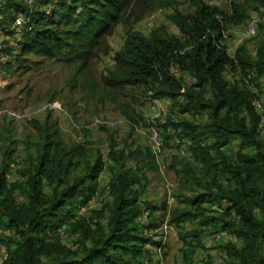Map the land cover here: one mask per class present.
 I'll return each instance as SVG.
<instances>
[{"label":"trees","instance_id":"16d2710c","mask_svg":"<svg viewBox=\"0 0 264 264\" xmlns=\"http://www.w3.org/2000/svg\"><path fill=\"white\" fill-rule=\"evenodd\" d=\"M132 1L57 0L45 13L41 5L48 0L37 6L24 0H0V26L13 39L14 32L7 28L17 15L23 16L20 38H16L20 45L17 58L32 52L79 61L84 67L100 39L120 22ZM194 3L193 13L175 12L170 16L180 35L168 33L165 27L148 36L129 33L123 47L114 52L115 67L105 80L116 89L143 87L151 93L150 99L171 101V107L183 113H208L204 123L185 118L167 122L201 167L200 171L196 167L191 170L192 174L201 186L207 184V191L197 194L192 203L210 198L222 208L225 202L220 217L228 216V221L221 229L239 238L238 245L226 246L230 264H264V80H260L264 76V0L231 2L228 10L202 0ZM251 11L261 18L256 33L258 44L250 52L242 43L230 56L222 43L224 31L244 23ZM12 48L10 45L4 50L12 54ZM227 69L258 82L261 110L253 103V91L227 80ZM184 73L194 82L187 84ZM207 88L210 97H205ZM29 122L37 131L32 172L26 181L8 185V166L0 168V247L7 252L0 264H46L43 258L67 255L69 248L51 233L96 192L104 167L99 152L87 153L82 144L68 146L48 117L42 123ZM155 126L162 135L163 129L156 122ZM232 138L239 140L233 158L222 150ZM139 153L119 150L111 143L108 157L112 164L106 184L111 200L99 210H92L97 219L82 216L71 223L76 237L70 247L79 245L81 257L54 264L157 263L146 245L158 242L139 233L135 222L141 209L134 185L141 178L137 168L127 166L126 160ZM144 155L149 162L156 161L150 147ZM146 207L158 209L151 203ZM197 210L202 208L198 206ZM189 213L172 215L171 221H182ZM207 220L211 217L202 222Z\"/></svg>","mask_w":264,"mask_h":264},{"label":"rangeland","instance_id":"374dc122","mask_svg":"<svg viewBox=\"0 0 264 264\" xmlns=\"http://www.w3.org/2000/svg\"><path fill=\"white\" fill-rule=\"evenodd\" d=\"M41 1L25 2L37 6ZM56 1L48 0L47 4L41 5V9L49 13ZM194 1H132L123 11L120 22L112 26L100 39L84 67H81L79 61L70 62L60 56L46 57L32 52L17 58L20 45L17 44L16 38H20L18 32L22 26L18 32L13 31V39L10 36L11 40L6 41V46L13 42V53L5 50L7 57L0 62V168L8 166L7 184L26 181L34 168L37 131L30 120L42 123L48 117L68 146L82 144L87 153L97 151L104 161V167L97 179L96 192L84 205L72 211V215L55 233H51L52 238H58L69 248L67 255L43 258L46 264L81 257L79 245L70 247L72 238L76 237L70 225L82 216L97 219L92 210H99L110 202L106 184L109 179V166L112 164L108 157L111 143L126 152L140 150L135 158L126 160V165L137 168L141 178L140 183L134 185L138 193L137 204L141 209L135 222L141 230L139 233L158 242L156 245L150 242L146 245L150 249L153 262L230 264L226 246L238 245L239 241L232 243L228 237L233 233L228 229H221L224 222L228 221V216L222 219L220 217L226 203H222V208L210 198L197 204L192 203L197 194L207 191V184L201 186L192 174L191 170L196 167V170L200 171L201 167L198 161L189 155L183 138L167 123L169 120L177 122L181 118L204 123L209 119L208 113H183L172 108L171 101L151 102V93L143 87L127 86L124 89H116L105 80L115 67L114 52L123 47L129 33L137 32L148 36L153 30L165 27L168 33L180 35L170 16L175 12L193 13L196 10ZM202 1L228 10L231 2L241 0ZM251 19L261 21L260 14L251 11L244 23L225 29L222 43L230 56L234 55V44ZM3 34L6 35L5 32ZM241 43L246 44L248 51L253 52L258 44V37L255 34L243 39ZM173 71L180 75L179 71ZM225 76L230 83L234 82L253 91V103L261 101L258 96L261 87L256 85L257 81H250L248 77L230 69L226 70ZM183 77L187 84L194 82L186 73ZM260 80H264V76ZM205 97H210L208 88ZM51 103H56V107L49 109ZM97 118L102 120L103 124L94 125L93 122ZM151 118L163 129L162 150L158 158L155 157V162H149L144 155L148 147L152 146L148 132ZM165 124L166 126H163ZM238 148V138H232L222 150L233 158ZM218 180L226 184L222 177ZM170 198L172 200L167 215ZM146 203L158 206V209L150 210ZM198 206L202 210L198 211ZM143 212L146 213L145 218H142ZM179 212L190 213L184 216L182 221H171L172 215L177 216ZM205 217H211V220L203 223ZM165 220L172 225L173 230L163 243L160 226ZM151 223H156L157 226L151 227ZM217 235L220 237L217 238Z\"/></svg>","mask_w":264,"mask_h":264},{"label":"built area","instance_id":"2783aa9c","mask_svg":"<svg viewBox=\"0 0 264 264\" xmlns=\"http://www.w3.org/2000/svg\"><path fill=\"white\" fill-rule=\"evenodd\" d=\"M25 1L31 2L32 0H25ZM23 22H24L23 16L19 14V15H17L14 18L13 22L11 23V25L7 29L15 31V32H18L19 28L23 25ZM257 25H258V22H257L256 19H251L248 22L244 32L241 34V36L235 42L234 49H236L240 44H242L241 41L243 39L250 38V37H252V36H254L256 34ZM3 33H4V30L0 26V62H1V60L4 59V57H7V54L5 53V50H4V48L6 47V42L5 41L11 40V38L8 35L4 36ZM12 43L13 42L8 43V44L12 45ZM154 102H158V101L155 100ZM56 105H57L56 103H51V104H49L48 108L49 109L55 108ZM254 105H255V107L257 109L259 108L258 110H261L260 102L254 103ZM12 113L14 114V112H12ZM154 122H155V119L151 118V123L149 125L148 132L150 134V140H151V145H152L151 146V150H152L153 154L155 155V157L158 158V156H159V154H160V152L162 150L163 140H162V137H161L160 130H159V128H157L154 125ZM93 124L94 125L103 124V121L97 118V119L94 120ZM171 200H172L171 198L168 199L169 206L167 208V215L169 214V207H170ZM145 215H146V213L143 212L142 213V218H145L146 217ZM160 228L162 230V232H161L162 233V240H163V243H164L166 241V238H167L168 234L170 232H172L173 227H172V225L168 224V222L165 220L161 224ZM219 237H220V235H217V238H219ZM228 238H229V240L232 243H237L239 241V238L235 234L230 235ZM224 255H225V253H224ZM6 258H7V252H6L5 248L4 247H0V262L4 261Z\"/></svg>","mask_w":264,"mask_h":264},{"label":"clouds","instance_id":"9594fccd","mask_svg":"<svg viewBox=\"0 0 264 264\" xmlns=\"http://www.w3.org/2000/svg\"><path fill=\"white\" fill-rule=\"evenodd\" d=\"M155 100H157L158 102H159V101L169 102V101L166 100V99H165V100H164V99H157V98H156V99H150L151 102H154ZM155 122H156V120H155ZM155 122H154V125H155ZM149 125H150V124H149ZM156 127H157V126H156ZM157 128H158V127H157ZM159 130H160V129H159Z\"/></svg>","mask_w":264,"mask_h":264}]
</instances>
